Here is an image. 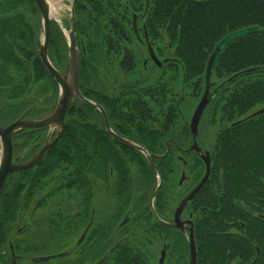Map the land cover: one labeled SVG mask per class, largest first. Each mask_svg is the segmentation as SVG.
I'll list each match as a JSON object with an SVG mask.
<instances>
[{
	"label": "trees",
	"instance_id": "1",
	"mask_svg": "<svg viewBox=\"0 0 264 264\" xmlns=\"http://www.w3.org/2000/svg\"><path fill=\"white\" fill-rule=\"evenodd\" d=\"M75 2L78 37L84 45L81 53L82 92L87 98L102 103L107 111L110 109L106 95H94L91 84L96 79L104 82L110 67L115 75L118 72L136 73L142 45L136 39L131 24L134 14L139 16V25H145L141 31L156 46L159 56L171 58L157 77L161 81L163 125L158 134L159 149L151 152L159 156L155 160L159 162L157 170L162 178L168 176L172 179L169 172L175 153H167L165 143L169 138L186 142L190 133L180 120L177 99H170L167 94L169 84L163 81L164 76L168 71L178 72L181 67L183 82L192 85L195 98H198L205 86L208 60L217 43L244 27L264 28V0ZM33 5V0H0V106L7 116L21 111L27 100L34 99V91L40 94L46 88L45 81L51 78L32 49L37 33L33 28H25L28 23L25 20L11 21L12 17L27 16ZM60 47L63 50H59ZM50 49L54 60L65 59L67 62L65 36L52 39ZM257 67H264V32L249 34L231 43L220 56L213 74L216 81H212L223 83L235 74ZM142 73L141 77L133 75L129 79L152 78ZM172 80L176 78L172 77ZM129 90H132L131 86ZM141 96L138 91H128L117 94L114 99H117V104L120 102V106L121 101L129 102L133 108L129 106L131 111H142L138 105ZM211 104H214L212 122H219L211 149V174L192 203L198 264H264V112L254 115L264 109V72L239 78L216 96L209 106ZM111 110L119 112L123 107H112ZM93 111V107L81 101L72 107L65 132L47 160L53 161L54 165L61 160H69L73 164L77 159L87 156L88 160L91 157L94 136L90 134L89 122ZM147 131L149 129L144 131V145L153 144ZM137 154L139 157L135 158L144 160L145 190L148 192L154 188L156 179L150 173L146 159ZM133 158L129 155V159ZM196 160L201 162L200 158ZM196 171L198 176L202 175L204 167L201 173ZM25 185L18 183L17 189L12 190L7 184L0 194L1 250L8 248L7 239L16 215L13 208L17 201L15 194L23 191ZM12 192H15L14 196ZM148 241L149 237L144 235L142 244L145 247ZM174 250L180 252L183 260L188 257L187 243L179 232H176Z\"/></svg>",
	"mask_w": 264,
	"mask_h": 264
},
{
	"label": "flooded vegetation",
	"instance_id": "2",
	"mask_svg": "<svg viewBox=\"0 0 264 264\" xmlns=\"http://www.w3.org/2000/svg\"><path fill=\"white\" fill-rule=\"evenodd\" d=\"M33 1L35 6L31 7L27 16L12 17L11 21L22 22L25 20L28 22L25 28L34 29L37 33V41L32 49H34L35 55L40 58L38 43L43 27V17L39 6L35 0ZM70 3L72 6V0ZM134 16L137 17L139 36L135 30L134 33L142 48H139L141 58L138 59V68L136 73L131 74V76L139 77L141 72L145 76L146 72L156 70V68L159 70L158 74L151 79L130 80L129 74L117 71L118 73L115 75L110 67L104 82L100 83L96 79L91 84L94 95L96 93L106 95L109 111L102 103L84 95L80 74L82 95L100 105L107 116L110 130L129 140L132 144L123 142L111 134L106 127L104 114L98 107L76 98L66 115L65 129L70 110L79 101L94 108L89 122L91 125L90 134L94 136L92 138L91 157L88 160L87 156L81 160L77 159L73 164L69 160H61L54 165L53 161L47 160L51 150L62 138L64 129L59 140L49 149L40 163L27 170L12 172L8 176L3 189L7 184L8 188L12 190L17 189L18 183L23 182L26 185L23 191L15 194L17 196V201L13 204L16 213L15 220L8 235V248L5 250L0 248V264H11L13 257L11 244L16 257V264H129L130 262L134 264H146V262L148 264H190L189 227L193 223L194 228L195 220L192 203L206 183L183 209L180 215L181 228L173 225H176L177 208L196 188L206 173L204 159L195 150H189L192 145L190 122L205 87H203L200 96L195 98L197 100L193 109L194 92L190 83H184L182 80L181 85L175 86L174 80H163L169 84L167 87L169 98L177 99L180 120L188 127L190 134L186 142H183L182 139L169 138L165 143L167 153L169 151L175 153V159L171 161L172 168L169 172L172 179L168 176L162 178L158 172L162 179V187L154 199L153 211L151 199L158 187L159 179L146 155L138 147L150 152L152 163L157 170L159 162L155 159L159 156L151 151L159 149L158 134L163 125L161 122L162 113L160 112L162 89L161 81L157 77L159 78L160 70L165 64L158 67L151 59L148 52V37L145 32L141 31L145 25L143 23L139 25V16L136 14ZM133 17L131 18L132 27ZM70 20L71 15L67 19L59 18L53 15L51 11L48 56L54 67L64 74L67 73L66 61L65 59L54 60L50 55V46L52 39L66 37V31L70 29ZM77 26L76 14V37L81 54L82 50L84 51V45L81 38L78 37ZM151 45L160 60H171L170 57L160 58L156 46ZM62 48L60 47L59 50ZM41 63L43 64L42 60ZM43 66L51 77L45 81L46 88L42 89L40 94H37L35 90L34 99L27 100L28 103L24 105L22 110L14 113L9 120H5L6 115L4 116L3 106H0V124L3 127H7L20 118L33 121L45 119L55 109L61 88L44 64ZM139 67L141 68L139 69ZM213 83L211 91L222 84ZM129 86L132 87V90H129ZM128 91L142 93L141 101L138 102L142 111H131L132 106L129 102L121 101V106L120 102L116 103L117 99L115 100L114 96ZM143 92L146 93V96L143 95ZM112 107H123V110L112 111ZM184 110L193 111L186 116ZM129 117L130 121L128 120ZM145 129H149L147 136L152 137L150 143L153 144H143ZM97 134L100 136L95 137ZM57 135V127L50 126L24 128L17 131L12 136L13 163L18 165L30 162L44 147L47 139L49 138V142H52ZM198 144L203 153L209 150L212 165V148L205 149L199 141ZM137 153L146 159L147 167L156 179L154 188L151 187L148 192L145 190L144 160L135 158V156L139 157ZM75 155L78 157V154ZM129 155H133L134 158L129 159ZM80 158L82 157L80 156ZM196 158H200L201 162L199 163ZM203 167V174H200L199 177L196 170L201 173ZM147 177L150 178L151 175ZM14 193L12 192L11 195L14 196ZM30 232L34 237L47 235L50 239H37L35 241L26 235L24 236ZM176 232L181 233L185 238V243H187L188 253L186 255L188 257H185L184 260L179 254L180 252L174 250ZM144 235L148 236L150 240L146 247L142 244ZM54 245L59 251H45L46 248H54ZM54 255L61 256L52 258L47 262H39L38 260Z\"/></svg>",
	"mask_w": 264,
	"mask_h": 264
},
{
	"label": "water",
	"instance_id": "3",
	"mask_svg": "<svg viewBox=\"0 0 264 264\" xmlns=\"http://www.w3.org/2000/svg\"><path fill=\"white\" fill-rule=\"evenodd\" d=\"M35 2L39 6L41 13H42V17H43V27H42V31H41V35H40V39L38 43V53H39V56L43 64L49 71V73L59 83L61 90H60V95H59L55 109L45 119L33 121V120H22V118H20L16 122L8 125L7 127H3L0 124V193L7 181L8 176L12 172L27 170V169H30L36 166L45 157L49 149L52 148L56 144V142L59 140V138L64 132L65 118L68 113V110L73 105V102L76 98L98 107L104 114L106 127L111 132V134L123 142L132 144L129 140L124 139L123 137H120L116 135L115 133H113L109 128L108 119H107V116L104 110L100 107V105L95 104L94 102L86 99L81 93V90H80L81 54H80V51L77 45V37H76L75 1L72 0V6L70 10L71 11L70 29L66 31V36L68 39V55H69L68 56V69H67L66 74L56 69V67H54V65L51 63L49 56H48V47H49V41H50V17H51L50 5L47 0H35ZM132 23H133V28L135 30V33L137 34V36H139L136 16L133 17ZM262 32H264V28H261L259 26H248V27L239 29L237 31H234L232 33H229L217 43L212 54L210 55V58L208 60L206 70H205V90H204V93L202 95V98L198 106L195 109V112L190 122L192 145L189 149L190 151L195 150L204 159L206 163V173L203 179L200 181V183L196 186V188L181 202V204L177 208L176 225H173L177 228H181L182 226L180 225L181 224L180 215L183 209L188 204V202H190L192 198L197 194V192L204 186V184L209 178L210 171H211L210 152L207 150V151H204L203 153L202 148L198 144L199 123H200V120L202 118V115L206 107L217 95L222 93L227 88L228 85L232 84L239 78L249 75V74H253V73L264 72V67L251 68V69L242 71L230 77L225 82H223L220 86H218L216 89L211 91V87L214 85V83L211 82V78L214 74L218 60L220 56L222 55V53L224 52V50L231 43H233L240 37L253 34V33H262ZM147 43H148V52L150 54V57L153 60V62L157 64L158 67H162L164 63L169 62L170 59H164L161 61L156 56L154 49L152 45L150 44L148 38H147ZM263 112H264V109H261L257 111L256 113H254V115H257ZM46 126L57 127L58 135L56 136V138L52 142H49V138H48L44 147L30 162L24 163V164H18V165L14 164L13 157H12V151H13L12 136L17 131L24 129V128H38V127H46ZM138 148L146 155L153 171L155 172V174L158 176V179H159L158 187L155 190L152 196V199H151V207L154 211L153 202L157 194L161 190L162 179L159 176L158 171L155 169L152 163L150 152H148L142 147H138ZM188 241L190 245V264H198V251H197V245H196V240H195L193 223H191V227H189ZM11 250H12V255H13L11 264H16V257L14 255L12 244H11ZM58 256H61V255L49 256L45 258H40L38 260L39 262H47L48 260L52 258H57Z\"/></svg>",
	"mask_w": 264,
	"mask_h": 264
},
{
	"label": "rangeland",
	"instance_id": "4",
	"mask_svg": "<svg viewBox=\"0 0 264 264\" xmlns=\"http://www.w3.org/2000/svg\"><path fill=\"white\" fill-rule=\"evenodd\" d=\"M71 0L68 1V0H59L58 1V4L59 6L57 7L56 11H55V16L56 17H59V18H69V16L71 15ZM66 28V26H65ZM167 54V52H165L164 56ZM161 58V56H160ZM67 68H68V58H67ZM141 67H139L140 69ZM158 69L156 68V70H149L148 72L145 73V76H150L153 78V76H156L158 74ZM129 77L132 78V76L130 75ZM172 77H175L176 80H174L173 84L175 86L177 85H181L182 83V71H181V67L180 69L178 70V72L176 71H169L166 76H165V79L167 78L168 80L172 79ZM212 80L216 81L215 78H213ZM201 93V92H200ZM195 95H196V92H194V100H193V109L196 105V100L195 99ZM213 107H214V104H211V106L208 107V109H206L207 111H205L204 113V117L202 118L201 120V123H200V131H199V137H198V141L205 147V149H210L213 147L214 145V142H215V137H216V134L219 130V122H217L215 124V122H212L213 121V117H212V114H213ZM258 107H256L257 109ZM185 111V114L186 116L187 115H190V113L193 111L191 110L190 112L187 111V110H184ZM6 115V113L4 114V116ZM12 115L10 116H5V120H9V118H11ZM26 235V237H28L29 239H34L35 241H37V239H45V240H48L50 239L49 236H37V237H34L32 235V232H30L29 234H24V236ZM51 246V245H49ZM56 245H54V248H46L45 251L46 252H55V251H59L58 248L55 247ZM57 261V259L55 260V262Z\"/></svg>",
	"mask_w": 264,
	"mask_h": 264
},
{
	"label": "bare ground",
	"instance_id": "5",
	"mask_svg": "<svg viewBox=\"0 0 264 264\" xmlns=\"http://www.w3.org/2000/svg\"><path fill=\"white\" fill-rule=\"evenodd\" d=\"M47 1H48L49 5H50V9L52 11V14L56 15L55 11H56L57 7L59 6V4H58L59 0H47Z\"/></svg>",
	"mask_w": 264,
	"mask_h": 264
}]
</instances>
